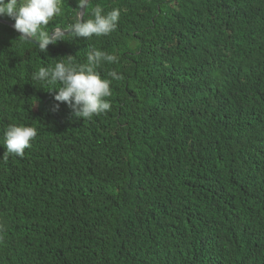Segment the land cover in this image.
Here are the masks:
<instances>
[{
  "label": "trees",
  "instance_id": "1",
  "mask_svg": "<svg viewBox=\"0 0 264 264\" xmlns=\"http://www.w3.org/2000/svg\"><path fill=\"white\" fill-rule=\"evenodd\" d=\"M96 6L114 32L46 52L0 23V264H264V0H90L84 21ZM96 50L111 110L54 111L33 73ZM10 124L37 130L23 157L3 158Z\"/></svg>",
  "mask_w": 264,
  "mask_h": 264
},
{
  "label": "clouds",
  "instance_id": "2",
  "mask_svg": "<svg viewBox=\"0 0 264 264\" xmlns=\"http://www.w3.org/2000/svg\"><path fill=\"white\" fill-rule=\"evenodd\" d=\"M61 5L62 0H0V17L6 16L11 19H0V23L10 24L6 26L15 31L20 39L32 41L40 52H46L49 44L51 46L57 41H63L66 31L73 39H87L93 36H108L117 28L120 10L112 9L104 15L102 9L96 6L92 17L86 21L83 20L86 11L82 19H79V8L76 22L69 24L66 29L56 27L52 32L45 30L54 17L61 15ZM83 6L84 0H81L80 7ZM102 62L116 63L117 57L105 51H91L87 55L86 64H73L72 58L68 57L67 62L61 59L52 67H40L33 73L32 78L38 83L50 86L52 90L49 92L55 91L53 99L57 103L53 106L54 111L59 109L60 103H65L72 108L75 117L91 119L111 110L110 101L105 99L112 95L111 80L102 79L96 71ZM108 75L112 80L121 79L115 71L109 72ZM126 127L119 128L115 146L121 148L127 143L134 144L132 137L135 135L130 133L129 126ZM107 134L101 132L95 136V151L104 149L102 140ZM3 136V145L6 149L3 158L9 154L23 157L25 149L31 147V142L37 136V130L32 126L10 124Z\"/></svg>",
  "mask_w": 264,
  "mask_h": 264
},
{
  "label": "water",
  "instance_id": "3",
  "mask_svg": "<svg viewBox=\"0 0 264 264\" xmlns=\"http://www.w3.org/2000/svg\"><path fill=\"white\" fill-rule=\"evenodd\" d=\"M88 3H89V0H84V6L80 7V10L78 12L79 19H82L83 15L86 11V7H87ZM6 25H10V24H6ZM67 35H70V33L66 31L64 36H67ZM27 42L33 44L32 41H27ZM33 45H35V44H33ZM49 46H50V44L47 46V48H49Z\"/></svg>",
  "mask_w": 264,
  "mask_h": 264
}]
</instances>
